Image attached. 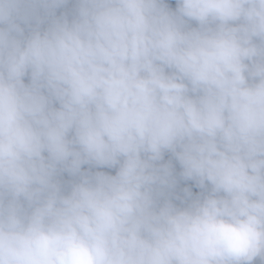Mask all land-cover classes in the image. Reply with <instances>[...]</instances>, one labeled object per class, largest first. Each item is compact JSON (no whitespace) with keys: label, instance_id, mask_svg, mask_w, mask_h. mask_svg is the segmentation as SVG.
Masks as SVG:
<instances>
[{"label":"clouds","instance_id":"1","mask_svg":"<svg viewBox=\"0 0 264 264\" xmlns=\"http://www.w3.org/2000/svg\"><path fill=\"white\" fill-rule=\"evenodd\" d=\"M175 4L0 0V264H264V0Z\"/></svg>","mask_w":264,"mask_h":264},{"label":"trees","instance_id":"2","mask_svg":"<svg viewBox=\"0 0 264 264\" xmlns=\"http://www.w3.org/2000/svg\"><path fill=\"white\" fill-rule=\"evenodd\" d=\"M167 2L169 3V6L172 7L173 9L175 8L176 4H175V0H167ZM26 82H27V79H26ZM171 160L172 161V164H173V168H174V175L177 179V185L176 187L172 190V198L174 200L175 203L179 204L180 203V199H177V198H183L185 193H184V189L185 188H189L191 189L192 193L195 195V194H198L201 189H199L195 183V181H192V180H184L180 177V173L182 171L179 163L174 159V157L171 156L170 153H166L165 154V157H164V161H162L161 163H166L167 161ZM85 169H87L89 166L88 165H84L83 166ZM93 171H96V170H101V171H110L114 174V169H107V168H103V169H96V168H93L92 169ZM62 180L64 181H69L71 180L72 178L68 176L67 173H64L61 177ZM254 264H260L259 260H257L256 262H254Z\"/></svg>","mask_w":264,"mask_h":264}]
</instances>
